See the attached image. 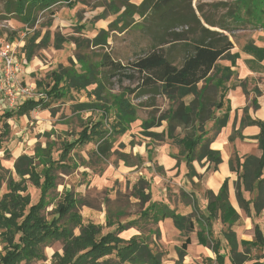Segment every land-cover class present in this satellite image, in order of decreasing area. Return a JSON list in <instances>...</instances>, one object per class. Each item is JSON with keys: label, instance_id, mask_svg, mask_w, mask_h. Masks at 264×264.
Returning a JSON list of instances; mask_svg holds the SVG:
<instances>
[{"label": "trees", "instance_id": "obj_1", "mask_svg": "<svg viewBox=\"0 0 264 264\" xmlns=\"http://www.w3.org/2000/svg\"><path fill=\"white\" fill-rule=\"evenodd\" d=\"M68 0H10L7 3V12L13 13L25 27L34 28L39 15L52 9L55 4ZM70 3V2H69ZM131 15L144 16L149 9L155 14L160 23L169 17L167 23L179 18L177 0H144L136 6L130 0H122ZM261 15L264 17V0ZM114 10V13H117ZM50 23V22H49ZM164 23V24H167ZM221 27V26H220ZM226 29L225 27H221ZM83 28H79L81 31ZM29 33L27 32V35ZM107 34L101 29L98 36L92 40L72 36L70 38L60 33L51 34L47 31L43 36L39 30L33 31L25 39L24 49L28 60L37 56L41 50L53 46L59 50L64 44L72 41L79 50L75 56L80 64L78 69L74 63L61 66L52 71L53 84L46 91V99H28L17 109L5 111L2 117L4 131L0 133V150L3 148L5 137L11 130L7 120L13 116L30 115L31 111L50 107V103L65 98L73 91L79 92L95 85L92 93L98 97L96 102H79L73 105V111L81 112L99 110L101 118L95 122H86L82 129L72 140H61L59 148L51 136L56 132L52 129L45 133L46 145L37 143L34 154L23 153L14 162L15 173L18 180L11 172L0 165V186L6 183L7 192L0 199V237L4 246L0 249V264H33L47 260L45 247L54 241H62L63 251H56L50 264H163L165 251L160 249L157 239L161 238L160 223L167 218L173 221L179 235L183 238L182 244L176 247L177 259L175 264L185 263L187 250L192 242V234L197 232L199 243L208 246L216 255V264H264V254L256 258L251 257L252 249L264 248V230L259 224L255 225L253 241L238 240L232 228L240 218L238 211L229 198L228 179L224 181L219 192L212 190L206 192L207 206L205 210L193 205V212L183 214L176 207L164 201H154L151 191L145 193L144 180L135 185V194L138 196L143 208L138 219L130 220L125 227H136L141 220H145L158 227L150 229L148 236L140 233L129 240H124L114 234L103 232L104 226L93 222L84 224L79 211L80 199L67 189L54 208V217L47 218L44 213L53 202L51 194L58 187V178L61 173H67L78 166L73 149L96 140L97 146L91 151L92 156L106 160L112 148L110 135H122L128 125L134 121V110L125 98H115L110 103L100 101L110 77L135 79L138 75V89L141 95L153 93L165 95L171 106L166 115L155 119L146 120L142 127L143 133L152 139L160 140L166 134L181 146V152L188 162L187 176L199 177L194 162L209 161L214 167L222 162L221 152L210 147L215 135L226 126L229 114L226 111L222 116L216 117L215 111L222 107L224 93L218 94V89L225 88V83L230 79L232 70L227 66L218 65V61L226 59L232 61L238 58L237 53H232L234 44L228 34L222 31L211 30L203 26L200 35L195 39L193 50L189 52L180 65L171 62L161 49V45L153 44L151 50L145 52L135 61L126 66L115 61L109 53H102L98 62L88 60L86 54L80 53L88 47V41L94 45L106 44ZM40 38V39H39ZM186 39L181 34L175 33L172 40ZM246 52L254 54L259 60L264 59V47L249 44L244 47ZM129 67V68H127ZM133 70L134 72H131ZM217 81L219 83H217ZM260 92V91H258ZM260 94V93H258ZM218 95L220 99H218ZM192 96L186 103L184 99ZM95 104V105H94ZM98 105L100 108H96ZM115 110L114 119L108 129L106 119L111 110ZM167 121L166 133L150 131V128L161 126V121ZM214 120V133L209 135L205 129L208 121ZM258 125L261 129L257 136L258 146L262 150L261 157L257 155L238 154L230 159L232 171L238 170L237 199L242 210L248 216H259L264 213V121L253 119L247 114L243 117L241 127ZM178 126L191 127L193 131L184 137L175 135ZM197 126V127H196ZM198 128L199 133H195ZM239 130L235 131L230 140H233ZM150 149H148L149 153ZM5 155L9 151L4 150ZM56 154V155H55ZM91 156V157H92ZM120 157L128 166H136L142 162L131 161L126 154ZM28 182L40 189L37 203H32L28 192ZM243 189L255 192L254 197L246 199ZM191 203V202H189ZM201 210V211H200ZM122 209H108L106 225H112L115 219L123 215ZM224 225L222 239L215 238L213 226L216 221ZM79 233H75V229ZM155 239H151L152 236ZM223 243L229 248L228 254H223ZM242 247V249H240ZM228 255V256H227ZM208 261H214L208 258ZM48 264V263H39Z\"/></svg>", "mask_w": 264, "mask_h": 264}, {"label": "rangeland", "instance_id": "obj_2", "mask_svg": "<svg viewBox=\"0 0 264 264\" xmlns=\"http://www.w3.org/2000/svg\"><path fill=\"white\" fill-rule=\"evenodd\" d=\"M9 1L0 0V39L2 41H19L24 35L25 40L35 30H39L41 36L50 31L52 35L60 33L68 38L77 36L92 40L98 36L101 29H104L108 32L106 44L96 46L88 41V47L80 51V53L86 54L91 62H98L102 53H109L115 61L129 66L132 61L151 50L153 44H159L165 56L174 64L180 65L183 58L193 50L192 46L203 26L228 34L234 46H238L240 50L250 42L264 45V17L261 15L263 0H177L179 18L169 24L167 23L169 17L160 23L159 18L152 13L151 9L144 16L131 15L130 11L122 5V0H68V2L62 1L55 4L52 8L55 11L53 15L49 11L41 13L34 28L25 27L13 13L7 12L6 6ZM143 1L130 0V3L138 6ZM117 9L118 12L114 13V10ZM220 26L226 29H222ZM80 27L83 28L81 31ZM175 33L181 34L186 39L172 40ZM78 51L75 43L69 41L64 44L62 49L57 50L50 46L41 50L33 59L28 60L27 67L32 66L34 69L30 75V81L36 83V89L46 91L53 84L52 71L61 66L70 65L71 61L80 69V64L75 56ZM226 62L228 60L221 59L218 61V65L225 66ZM131 72L134 71L131 70ZM138 75L139 73L136 72L137 78L135 79L124 78L119 81L118 76H112L107 80L100 101L110 103L115 98H125L135 112L134 121L127 126L122 135H110L112 148L106 160L92 156L91 151L96 148L98 143L96 140L73 149L79 164L70 172L61 173V177L58 178V187L51 194L53 202L44 212L48 219L54 217V208L61 200L63 190L67 189L74 192L80 199L79 211L85 225L88 222L101 224L104 226V233H112L124 240H129L139 234L138 230L148 236L149 230L158 227L157 225L141 220L135 228L124 226L130 220L138 219L143 208L138 196L134 193V187L140 179L144 180L145 193L151 191L150 195L154 201L163 198L169 204H176L179 208L178 211L183 214L190 213V211H186L187 204L178 205L184 202H191L192 205L198 202L196 204L199 209L202 211L206 209L207 205L203 203V195L206 193L202 194L201 187L194 191L196 200L193 196L194 193L193 195L186 193L185 186L177 184V182L183 181L189 170L188 162L177 141L168 138L166 134L160 140H156L143 133L142 124L149 119L159 121L160 117L167 114L171 103L163 94L141 95L138 89ZM217 83L219 82L217 81ZM94 88L95 85H91L79 92L73 91L65 98L51 102L50 107L46 109L37 108L31 111L28 117L27 115H15L9 118L7 122H9L11 130L5 137L3 148L0 150V165L8 169L12 176L18 180L14 168L15 159L23 153L34 154L37 143L45 146L47 131L53 129L56 132L51 136V139L56 141V147L59 148L61 140L75 138L86 122H95L100 119L101 112L97 109L79 113L73 111V105L76 103L99 101L98 97L92 93ZM191 98L192 96H188L184 101L188 103ZM0 105L1 133L4 131L3 122L5 121L2 114L9 111L1 94ZM95 107L100 108L98 105ZM114 119H116V114L112 109L104 127L108 129ZM167 124L166 120H162L161 126L152 127L150 131L166 133ZM209 127L210 124L207 123L205 129L208 131ZM38 129H41L42 132H39ZM192 131L191 127L178 126L175 135L184 137ZM199 131L198 128L195 133H199ZM6 149L9 151V155L4 153ZM148 149L154 150V152L155 149H159L158 156L164 154L162 157L166 172L157 165L155 155L148 166L149 160L146 157ZM140 150L144 151L143 156L140 154ZM121 153L128 155L126 157L131 161H139L136 155H140L142 162L138 167L128 166L120 158L122 157ZM212 168L213 170L217 169L214 164ZM180 170L181 173H179ZM155 175L157 181L152 184ZM176 177L178 180L174 182ZM159 179L162 181L158 184ZM5 192H7V187L6 183H3L0 186V199ZM28 192L31 195L32 203H37L40 189L28 182ZM178 201L180 202L178 203ZM108 209H122L125 213L115 219L112 225H106ZM159 227L161 238L156 242L160 249L165 251L163 264H175L178 256L175 241L176 228L173 221L168 218V220L162 221ZM213 229L215 238L222 239L224 228L219 221L214 223ZM75 233H79L78 228L75 229ZM197 238V232H194L185 263L216 264L215 258L210 262L208 257L199 250L197 242L194 243V239ZM151 239L154 240L155 236L153 235ZM180 239L183 240L182 237ZM179 245H181V241ZM3 246L4 243L0 237V249ZM56 251L60 253L63 251L62 241H54L45 247L47 260L33 264L43 262L50 264ZM263 254L264 248L252 249L251 257L256 258ZM226 264H230V262L226 261ZM246 264H250V262Z\"/></svg>", "mask_w": 264, "mask_h": 264}, {"label": "crops", "instance_id": "obj_3", "mask_svg": "<svg viewBox=\"0 0 264 264\" xmlns=\"http://www.w3.org/2000/svg\"><path fill=\"white\" fill-rule=\"evenodd\" d=\"M253 44L257 47H264V45H259L258 43H247L240 50L238 46H234L232 53H237L238 58L232 63L228 60L225 66L232 70V75L230 79L225 83V88L218 90V94L224 93L222 99V107L216 109V117L222 116L226 111L229 114V119L226 124L214 137L210 144V147L214 150H219L222 156V162L217 166L216 170H213V163L203 160L201 164L199 162H194L199 177L194 176L190 178L185 176L182 182H177L180 186H185V192L193 195L196 198L195 190L201 187L202 194L206 193L208 190H212L217 194L226 179H228L229 185V198L232 205L238 211L240 218L232 226L237 234L238 240L253 241L255 236V225L259 224L264 230V213L259 216H248L244 210L241 209L238 199H237V181L239 177L238 170L232 171L230 168V159L238 154L239 157L245 155H257L261 157L262 150L258 146L257 136L260 134L261 129L258 125H246L241 127L242 119L247 114L253 119H260L264 121V59L259 60L254 54L246 52L244 47ZM32 66L26 65V69L23 72L21 80L24 83H28L36 87V83L31 82V73L33 72ZM37 88V87H36ZM260 91V92H258ZM260 93V94H258ZM218 95V99H220ZM1 107V105H0ZM5 107V106H3ZM30 115H27V117ZM42 116V115H40ZM9 123V122H8ZM210 124L208 128V134L213 135L214 133V120L207 122ZM206 123V124H207ZM233 140H230L231 135L237 131ZM42 132L41 129H38ZM142 156L145 154L144 151H139ZM157 152V153H156ZM159 149L147 151L146 157L148 158V166L151 164V159L155 155L157 160V165L166 172L164 167V154L158 156ZM21 155V154H20ZM158 156V158H157ZM134 168V166H133ZM181 173V170L180 172ZM174 179V178H173ZM178 180V177L174 179V182ZM157 181V176L152 179V184ZM162 180H158V184ZM188 183V184H187ZM243 195L246 199H251L254 197L255 192L246 191L241 187ZM166 199V198H165ZM154 200V199H153ZM197 200V198H196ZM157 201H164L163 198L157 199ZM180 201H178L179 203ZM198 204V202H196ZM203 203L207 205L206 195H203ZM188 205L186 211H193V205L191 203H182L178 205ZM171 207L176 204H170ZM177 210L178 206H175ZM185 214V213H184ZM166 220V219H165ZM168 220V218H167ZM220 225L224 228V225L219 220ZM163 224V223H162ZM180 235L176 229V245L180 246ZM194 243L197 242L199 250L206 255L208 258H216L215 253L208 247L199 243L198 238L194 239ZM242 249V247H240ZM229 248L227 244L223 243L221 252L223 254H228ZM228 256V255H227ZM230 262V261H229Z\"/></svg>", "mask_w": 264, "mask_h": 264}, {"label": "built area", "instance_id": "obj_4", "mask_svg": "<svg viewBox=\"0 0 264 264\" xmlns=\"http://www.w3.org/2000/svg\"><path fill=\"white\" fill-rule=\"evenodd\" d=\"M24 36L19 41L0 39V94L7 110L19 107L28 99L47 98L44 91L21 81L28 62Z\"/></svg>", "mask_w": 264, "mask_h": 264}]
</instances>
